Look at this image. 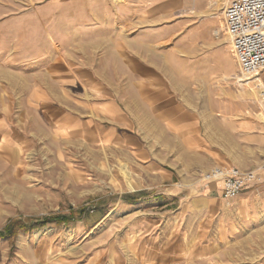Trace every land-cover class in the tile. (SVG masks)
Here are the masks:
<instances>
[{
  "label": "rangeland",
  "instance_id": "rangeland-1",
  "mask_svg": "<svg viewBox=\"0 0 264 264\" xmlns=\"http://www.w3.org/2000/svg\"><path fill=\"white\" fill-rule=\"evenodd\" d=\"M210 1L0 0V234L16 228L0 237V264H264L258 210L230 201L213 210L209 201L220 196L204 197L221 186L213 190L203 174L229 165L178 183L148 173L149 134L160 153L140 101L148 88L178 97L188 87L203 107L209 94L215 106L248 104L244 117L264 125L259 94L246 93L264 71L249 85L239 79L223 30L227 0L217 12ZM219 52L227 65L186 78L184 59ZM115 108L135 125L115 123ZM263 145L226 143L246 164L231 167L260 178L243 195L264 199Z\"/></svg>",
  "mask_w": 264,
  "mask_h": 264
},
{
  "label": "crops",
  "instance_id": "crops-1",
  "mask_svg": "<svg viewBox=\"0 0 264 264\" xmlns=\"http://www.w3.org/2000/svg\"><path fill=\"white\" fill-rule=\"evenodd\" d=\"M200 14L202 15V13ZM186 33L184 32V35ZM190 36L191 33H189ZM160 41H163V39H160ZM214 56L216 58L212 61L209 57H206L204 60L193 61L191 65L190 60L184 59L182 66L186 78L198 77L197 72H203L201 69L206 68V64L207 66H210L211 63L213 66L215 63L227 65L225 53L219 52ZM190 68L193 70H189ZM233 74V71L228 73L230 76H233ZM178 91L181 93V90ZM155 95L157 96L153 97L151 90L148 88V100L145 97L140 99L142 104L148 103V127L156 128L154 136L160 140V153L157 154L153 145L149 146V139L152 138V135H148V173L159 175L160 179L165 182L177 181L178 183L181 181V175L193 174L196 172L195 170L201 167H204L203 172H205L216 165H224L220 162H224L229 166L244 167L245 162L237 158L232 151V147H227L226 143L233 142L238 146H241L242 143H247L248 146L251 144L262 146L264 144V125L257 121H249L244 117V111H248V104L225 103L222 101L220 104L218 103V106H215V100L209 94L207 103L211 101V105L204 104L203 107L199 103V93L188 87L178 97L168 89H159L155 92ZM258 114H260V111ZM112 117L114 118L113 121L120 126L129 128L135 125L130 123L131 120L128 115L119 112L116 108L112 113ZM211 128L217 130L220 136L218 141L212 137ZM118 133H114L116 135L112 136H119L122 140L125 135H128L122 132L121 135ZM107 136L109 137L110 134H106L103 138H107ZM133 139H135L132 140L135 145L140 143L138 138ZM133 142L130 146L138 148ZM217 142L220 144H217ZM137 151L141 152V150ZM169 152H175V155H171ZM218 183L214 182L212 184V186L215 184L213 187L211 186L213 190L216 189ZM250 188L252 186L244 189L240 196L230 200V202H233V205L243 212L257 209L259 214L254 218V222H264V199L255 194L253 195V193L243 195ZM207 191H210L209 186ZM214 193L219 195L220 198H213L209 201L208 206L213 210L224 207V201L227 200H225L221 187L219 192H208L204 197ZM165 206H168V203Z\"/></svg>",
  "mask_w": 264,
  "mask_h": 264
},
{
  "label": "built area",
  "instance_id": "built-area-1",
  "mask_svg": "<svg viewBox=\"0 0 264 264\" xmlns=\"http://www.w3.org/2000/svg\"><path fill=\"white\" fill-rule=\"evenodd\" d=\"M223 20V30L237 59L241 79H248L258 71L263 72L264 0H227ZM218 33L215 31L214 36ZM260 94L264 99V89L260 90ZM259 179L254 171L242 172L231 166L214 167L202 176L203 182H220L227 201L235 199Z\"/></svg>",
  "mask_w": 264,
  "mask_h": 264
},
{
  "label": "bare ground",
  "instance_id": "bare-ground-1",
  "mask_svg": "<svg viewBox=\"0 0 264 264\" xmlns=\"http://www.w3.org/2000/svg\"><path fill=\"white\" fill-rule=\"evenodd\" d=\"M221 1H224V0H217V1H216V0H212V1H210L211 4H210L209 8H214V10H213V9H212V10L216 12L217 9H218L217 7H219L218 4H219ZM216 2H217L218 4H217ZM225 3H226V1H225ZM213 14H214V13H213ZM213 14H212V13H209L210 16H212ZM262 73H263V72H262ZM259 74H260V73H259V71H258V72H256V73H254L250 78H252V77H254V76H259ZM238 77H239V76H238ZM239 79L242 80L241 77H239ZM244 80L246 81V84L249 85L250 82H248L247 80H251V79L248 78V79H244ZM258 81H259V82H258L257 84L253 85V87L255 86L254 88H251V87H250L251 92H250V90H248L246 93H248V95L251 96V97H252V96H256V94L258 93L259 95L257 94L258 96H256V97H258V99H259V103H260L261 107H262L263 110H264V99H263V97H262L261 94H260V90H263V89H264V81H263L262 79H259ZM250 86H251V85H250ZM258 86H260V87H259L260 89H258ZM255 89L257 90V92L254 91ZM253 91H254V93H253ZM262 116H263V114H262ZM216 182H217V181H216ZM212 183H213V182H212ZM219 184H220V186H221V188H222V184H221L220 182H219ZM254 184H255V183H254Z\"/></svg>",
  "mask_w": 264,
  "mask_h": 264
},
{
  "label": "trees",
  "instance_id": "trees-1",
  "mask_svg": "<svg viewBox=\"0 0 264 264\" xmlns=\"http://www.w3.org/2000/svg\"><path fill=\"white\" fill-rule=\"evenodd\" d=\"M52 219L53 218H48V219L43 220L41 222H37L34 225H29V226L28 225H22V226L19 227V230L25 232V231L33 230V229H36V228H41V227L45 226L46 224H48L50 222H53ZM57 221H58V224L64 223V221H60V220H57ZM14 229H16V228L15 227L14 228L11 227L10 229H8L6 234L8 236L12 235ZM6 234H0V237H4Z\"/></svg>",
  "mask_w": 264,
  "mask_h": 264
}]
</instances>
